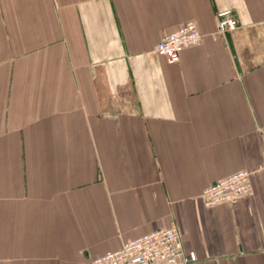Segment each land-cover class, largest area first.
Here are the masks:
<instances>
[{
  "label": "crops",
  "instance_id": "obj_1",
  "mask_svg": "<svg viewBox=\"0 0 264 264\" xmlns=\"http://www.w3.org/2000/svg\"><path fill=\"white\" fill-rule=\"evenodd\" d=\"M186 21L204 37L169 64L153 46ZM260 130L264 0H0V264H91L171 224L187 264H264ZM238 170L251 193L205 206Z\"/></svg>",
  "mask_w": 264,
  "mask_h": 264
},
{
  "label": "built area",
  "instance_id": "obj_2",
  "mask_svg": "<svg viewBox=\"0 0 264 264\" xmlns=\"http://www.w3.org/2000/svg\"><path fill=\"white\" fill-rule=\"evenodd\" d=\"M216 19L217 30L209 34L212 39L218 34L234 30L238 25L229 10L218 12ZM203 37L204 34L194 21H186L164 34L153 46V51L169 64H176L180 50L199 45ZM260 132L264 139V130ZM249 173L247 170H238L203 188L200 195L202 202L210 207L249 195L252 191ZM196 259L194 252L184 250L179 230L175 224H171L166 228L129 238L118 249L93 258L91 264H187Z\"/></svg>",
  "mask_w": 264,
  "mask_h": 264
}]
</instances>
